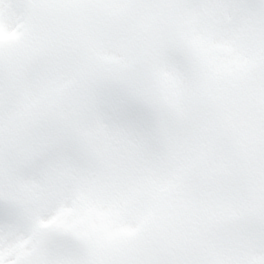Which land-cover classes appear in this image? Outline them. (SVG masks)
I'll use <instances>...</instances> for the list:
<instances>
[{
  "label": "snow or ice",
  "instance_id": "1",
  "mask_svg": "<svg viewBox=\"0 0 264 264\" xmlns=\"http://www.w3.org/2000/svg\"><path fill=\"white\" fill-rule=\"evenodd\" d=\"M0 264H264V0H0Z\"/></svg>",
  "mask_w": 264,
  "mask_h": 264
}]
</instances>
